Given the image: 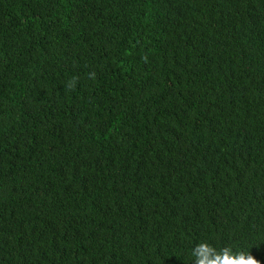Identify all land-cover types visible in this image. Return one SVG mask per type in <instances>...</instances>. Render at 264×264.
<instances>
[{"label":"trees","instance_id":"trees-1","mask_svg":"<svg viewBox=\"0 0 264 264\" xmlns=\"http://www.w3.org/2000/svg\"><path fill=\"white\" fill-rule=\"evenodd\" d=\"M264 264V0H0V264Z\"/></svg>","mask_w":264,"mask_h":264},{"label":"clouds","instance_id":"clouds-1","mask_svg":"<svg viewBox=\"0 0 264 264\" xmlns=\"http://www.w3.org/2000/svg\"><path fill=\"white\" fill-rule=\"evenodd\" d=\"M209 251L211 252V259L199 256L194 251L193 257L195 264H254L251 256L245 258L243 254L233 255L228 249L217 251L209 248Z\"/></svg>","mask_w":264,"mask_h":264}]
</instances>
